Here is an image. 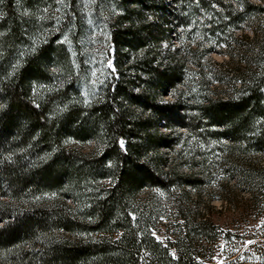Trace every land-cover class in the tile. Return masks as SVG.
Instances as JSON below:
<instances>
[{"label": "trees", "instance_id": "obj_1", "mask_svg": "<svg viewBox=\"0 0 264 264\" xmlns=\"http://www.w3.org/2000/svg\"><path fill=\"white\" fill-rule=\"evenodd\" d=\"M186 11L203 17L197 38L229 46L264 0H0V264L200 263L216 226L181 209L159 239L146 196L196 184L169 164L174 129L264 151V30L231 95L191 93L192 106L187 65L212 42L164 48ZM86 143L99 150L72 147Z\"/></svg>", "mask_w": 264, "mask_h": 264}, {"label": "rangeland", "instance_id": "obj_2", "mask_svg": "<svg viewBox=\"0 0 264 264\" xmlns=\"http://www.w3.org/2000/svg\"><path fill=\"white\" fill-rule=\"evenodd\" d=\"M250 1L261 3V0ZM189 14L187 33H180L181 28L173 24L172 38L164 48L168 46L173 50L182 44L189 50L200 41L206 48V43L212 42V50L200 60V67L187 65L185 90L189 97L186 99L194 106L198 101L191 98L193 93L198 94V100L203 96H230L232 86L246 78L247 64L254 61L255 32L264 30V15L250 17L239 24V29L227 31L228 46L223 41L214 45L210 35L197 38L203 17H193L191 11L184 12V15ZM94 27H89L90 40L92 49L98 53L99 34ZM94 58L91 67L96 75L99 60ZM186 59L191 61L189 56ZM200 71L202 73H198ZM164 98L171 100L168 95ZM261 125L264 126L257 123L253 129L259 131ZM209 130L214 131V128ZM172 136L174 145L166 151L169 164L178 173L189 174L197 181L195 186L177 189L172 194L157 190L147 193L146 202L155 215V236L171 238L182 209L188 219H209L219 232L216 239L200 249L199 264H264V151H256V147L247 149L243 142L208 135L196 139L183 129H174ZM72 147L86 155L99 150L93 143Z\"/></svg>", "mask_w": 264, "mask_h": 264}]
</instances>
